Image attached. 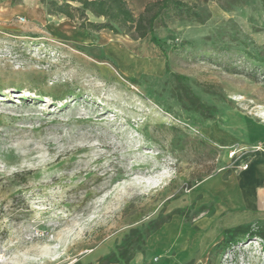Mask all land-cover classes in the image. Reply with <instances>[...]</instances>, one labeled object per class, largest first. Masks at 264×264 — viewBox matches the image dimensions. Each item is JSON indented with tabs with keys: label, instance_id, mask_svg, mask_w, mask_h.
I'll use <instances>...</instances> for the list:
<instances>
[{
	"label": "rangeland",
	"instance_id": "374dc122",
	"mask_svg": "<svg viewBox=\"0 0 264 264\" xmlns=\"http://www.w3.org/2000/svg\"><path fill=\"white\" fill-rule=\"evenodd\" d=\"M46 1L0 0V264H132L155 234L169 264H264V238L214 247L228 214L251 231L264 217L210 187L255 145L213 130L230 112L264 124V0H184L208 17L167 19L161 47L125 30L103 43ZM111 47L133 56L126 72ZM188 232L202 248L187 251Z\"/></svg>",
	"mask_w": 264,
	"mask_h": 264
},
{
	"label": "crops",
	"instance_id": "0c3cea01",
	"mask_svg": "<svg viewBox=\"0 0 264 264\" xmlns=\"http://www.w3.org/2000/svg\"><path fill=\"white\" fill-rule=\"evenodd\" d=\"M130 8L134 13H139L143 11L146 3L155 0H126ZM68 28V26H66ZM75 30L77 35L80 36L72 38L75 40H86L87 37L83 33L84 30L72 28ZM100 40L104 43H109V40L117 42L119 39H123L120 36H112L109 31L106 29L100 30ZM64 35H62L63 37ZM66 38H71L64 36ZM138 40H141L140 38ZM111 45V44H109ZM109 51H116L115 55L119 61L120 69L126 72V63L127 60L129 63L135 62L133 56L128 57L123 51L112 50V47L108 49ZM145 61V60H144ZM139 66V61L136 62ZM232 116V124L229 126V129L226 130L223 127H216L212 134L215 136L216 141H221V143L230 144L235 140L239 142L249 143L254 146L253 151L250 152L248 158V165L246 168L239 171V174L236 177H233L232 181H229L227 184L221 181L219 176L213 177L211 180V190H216L219 194V197L224 200L227 205L236 204L237 206H248L251 209V215L256 217H264V124L257 122L255 119L244 120L241 123H237V116L232 112L229 113V117ZM205 185V184H204ZM215 188V189H214ZM235 215L225 216L223 218L224 228L239 225L236 222ZM220 224V223H218ZM178 223L171 222L170 224L163 227L162 236L165 237L162 240H167L165 234L171 230L177 229ZM223 228V229H224ZM190 241L185 245V248H188L187 251L195 250L197 246L202 248V243L204 240L199 241L200 238H204V235H197L194 232H188ZM178 246V245H176ZM190 246V247H189ZM178 248H180L178 246ZM91 256L84 257L80 261L74 262L73 264H86L88 260H91ZM132 264H169L167 260L165 262L157 260V234L153 237H150L147 240L146 249L142 253H138Z\"/></svg>",
	"mask_w": 264,
	"mask_h": 264
},
{
	"label": "trees",
	"instance_id": "16d2710c",
	"mask_svg": "<svg viewBox=\"0 0 264 264\" xmlns=\"http://www.w3.org/2000/svg\"><path fill=\"white\" fill-rule=\"evenodd\" d=\"M73 2H77V5ZM46 4L48 14H62L83 29L94 32L109 29L114 33L125 30L132 32L136 38H144L150 34L151 40L159 47L161 40L156 36L155 29L166 27L167 19L194 20L202 23L208 17L184 0L150 1L139 13H134L126 0H48ZM89 14L96 20L91 19ZM245 235L264 238V229L251 231L248 225L224 228L221 231V239L214 247L225 248L234 242L236 237Z\"/></svg>",
	"mask_w": 264,
	"mask_h": 264
},
{
	"label": "bare ground",
	"instance_id": "6f19581e",
	"mask_svg": "<svg viewBox=\"0 0 264 264\" xmlns=\"http://www.w3.org/2000/svg\"><path fill=\"white\" fill-rule=\"evenodd\" d=\"M26 8L29 10V11L27 12L28 14H30L29 12H32V13H33V12H35V11L38 10L36 7L31 6L30 3L26 5ZM4 9H5V8L1 9L0 12H1V13H5V12H4ZM27 9H26V10H27ZM36 13H37V12H36ZM57 32H58L60 35H64V36H68V37H74V36L77 35V34H76L77 32H76L75 30H72L69 26H68V28H67L66 26H60V27L58 28ZM9 89H10V88L7 87V88H4L3 90H4V91H8ZM26 92L30 93V91H26ZM239 150H240V151L243 150V147H238V148L234 147L233 150H231V153L228 154V155H234V154H236V152L239 151ZM251 243H252V242H251Z\"/></svg>",
	"mask_w": 264,
	"mask_h": 264
}]
</instances>
